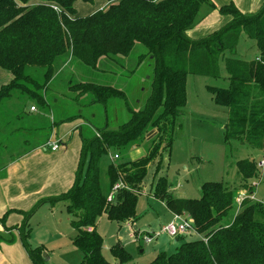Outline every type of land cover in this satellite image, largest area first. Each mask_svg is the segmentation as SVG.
I'll list each match as a JSON object with an SVG mask.
<instances>
[{
  "label": "trees",
  "instance_id": "16d2710c",
  "mask_svg": "<svg viewBox=\"0 0 264 264\" xmlns=\"http://www.w3.org/2000/svg\"><path fill=\"white\" fill-rule=\"evenodd\" d=\"M77 1L0 0V67L13 75L0 87V109L5 102L16 108L13 101L25 99L44 109L40 111L45 114L50 103L44 93L61 56L70 51L73 58L96 68L102 57L127 56L138 43L148 51L141 59L145 55L152 59L151 94L142 107L132 108L127 102L131 116L119 130L104 127L98 129V135L83 139L76 181L68 191L41 199L30 211H20L24 221L14 228L19 229L34 264H45V259L43 249L32 247L27 240L29 220L43 203L54 205L60 201L66 204L76 230L75 244L84 254L80 264H112L104 255L98 218L106 213L120 224L137 220L138 197L148 166L160 158L159 170L163 152L171 150L177 121L187 102L189 74L219 77V63L223 60L229 85L209 89L216 103L227 107L226 138L264 150V4L255 13L242 12L234 2L223 5L219 12L230 15L231 20L207 36L193 39L187 31L198 23L204 7H216L212 0H108L107 6L86 16L77 15ZM242 33L256 41L258 58L245 60L237 55ZM31 69H43L44 78L35 79ZM71 88L78 95L91 94L96 103L106 104L113 97L127 98L122 89L112 84L80 82ZM23 114L17 115L19 124L8 135L21 132L24 141L26 131L32 129L39 134L47 128L39 123L45 115ZM29 122L36 126L25 127ZM150 127L157 130V135L146 156L108 164L111 189L119 181L126 185L116 193L114 201L108 202L101 188V160L113 150L145 141ZM2 131L5 128L0 127ZM48 140L38 136L37 144L27 140L24 143L33 147ZM2 145L0 142V149H8ZM237 168L243 180L256 178L259 173L257 162L251 159L239 160ZM170 187L168 179L160 177L153 195L173 213H187L202 236L182 241L173 253L159 252L150 264H264L263 201L245 198L240 211L225 224L224 218L235 206L236 193L223 181L203 183L200 198L174 196ZM248 188L252 194L254 189ZM10 236L0 234V247L1 242L13 240V234ZM111 251L119 262L131 261V254L120 241Z\"/></svg>",
  "mask_w": 264,
  "mask_h": 264
},
{
  "label": "rangeland",
  "instance_id": "374dc122",
  "mask_svg": "<svg viewBox=\"0 0 264 264\" xmlns=\"http://www.w3.org/2000/svg\"><path fill=\"white\" fill-rule=\"evenodd\" d=\"M107 1L93 0V3H89L79 0V9L84 11V14H92L107 6ZM147 52V48L138 43L127 56H116V58L112 57L113 59L102 57L96 68L86 65L78 58H73L70 51L61 56L58 60L60 70L56 68L54 77L44 93L50 105L46 110L48 117H45L42 122L39 121L42 125H47L44 131L39 132V139H45L51 132L52 116H55L57 122H60L58 119L67 115L74 120L80 119L82 130L88 138L94 137L96 133L98 135V129L104 127L109 130H119L121 125L130 119L128 105L132 108L142 107L151 94L152 59L148 55L141 59V55ZM237 55L245 60L256 59L259 55L256 41L242 33L237 46ZM219 67V77L188 75L187 102L178 118L171 150L169 153L163 152L159 170L160 158L152 160L148 166L142 191L138 197L137 220L128 225L114 222L104 213L99 216L97 227L104 238V255L112 264H150L159 252L173 253L182 241L199 237L195 233L188 232L178 236L176 240L163 233L150 243L145 241V235H151V231L161 230L171 216L173 219L172 212L166 203L153 195V188L160 177L168 179L171 185L170 190L177 197L200 198L203 183L223 181L236 194L238 192L251 194L247 189H249L248 185L252 186L256 190L253 201L264 200V169L259 168L256 178L243 180L237 168L238 161L242 159H251L258 163L264 158V150L243 144L237 139L227 140V107L216 103L209 89V86L228 87L229 85L223 60H220ZM30 73L35 76V79L44 78L43 69H31ZM80 82L112 84L122 89L127 98L113 97L106 104L96 103L91 94L78 95L77 91L71 88L73 84H80ZM17 100L13 101L16 108L12 106L13 109H10L5 102L3 109H0V126L5 128V131L0 133V137H4L6 132L10 134L19 124L17 115L22 112L25 117L26 110L29 111L30 106L34 104L30 100ZM39 110L44 111L42 108ZM8 134L5 135V141L1 139L2 147L8 148L0 149L1 164L7 162L11 158L9 156L16 155L33 144L24 143L22 137L15 132L12 136ZM76 135H79L78 131ZM156 135L157 130L150 127L142 143L113 150L103 157L100 167L103 194L108 195L111 190L107 176V163L135 161L146 156ZM115 152L121 153L120 159L113 158ZM55 205L62 210V212L59 211V217L64 220L63 230L54 231L53 226L56 225L52 213L54 205L44 203L35 210L29 220L31 231L27 235V240L32 247L38 246L43 249L45 264H80L84 254L75 244L76 230L70 223L71 216L66 210V204L60 201ZM240 205L241 203L239 204L236 200L234 208L223 220L225 224L233 220L241 209ZM188 220L190 221V218ZM17 239L18 236L13 234V240L1 243L12 245ZM19 240L23 244L21 235ZM118 240L125 243L126 250L132 256L131 261L121 263L113 256L111 247Z\"/></svg>",
  "mask_w": 264,
  "mask_h": 264
},
{
  "label": "crops",
  "instance_id": "0c3cea01",
  "mask_svg": "<svg viewBox=\"0 0 264 264\" xmlns=\"http://www.w3.org/2000/svg\"><path fill=\"white\" fill-rule=\"evenodd\" d=\"M78 1L75 4L77 15H90L84 14V11L79 9L80 4ZM212 2L216 7H204L201 10L198 23L187 31L191 38L199 39L205 37L231 20L230 15H223L219 12V7L223 5L234 2L242 12L255 13L264 4V0H212ZM59 64L57 62L55 70L56 68L60 70L58 67ZM12 79V73L0 67V87ZM31 107L32 105L29 111L25 109L29 115L43 114L38 108L32 110ZM47 113L43 115L48 117ZM63 118L58 119L60 122H57L55 116L51 117L53 121L52 126H50L51 132L45 138L51 141H59L61 147L58 150H44L42 148L43 143V145L40 144L39 146H30L22 153L18 152L16 155L9 156L11 158L3 163L0 168V234H4V236L16 234L18 236L17 241L12 245L6 243L1 244L0 264H34L24 245L19 240V236L21 235L19 229L14 228L15 226H20L24 221V213L20 211H30L41 199L59 196L65 193L76 181L81 160L82 141L88 137H85L80 119H71L70 115ZM34 126L36 124L33 122L25 125V127L29 128H33ZM77 131L79 135H76ZM19 133V136L22 137V133ZM5 135L4 137H0V142H2L1 139L5 141ZM38 136L39 134L33 132L31 129L23 134V140L35 143L38 141ZM255 192L256 190L254 189L252 194L254 195ZM55 204L52 213L56 220V225L53 228L55 232H58L59 230H63L62 224L64 220L62 217H59V211L61 209H58ZM104 214L107 215L106 213ZM9 228L12 229L9 230ZM177 238L175 239L177 240ZM119 241L125 246L123 241Z\"/></svg>",
  "mask_w": 264,
  "mask_h": 264
},
{
  "label": "built area",
  "instance_id": "2783aa9c",
  "mask_svg": "<svg viewBox=\"0 0 264 264\" xmlns=\"http://www.w3.org/2000/svg\"><path fill=\"white\" fill-rule=\"evenodd\" d=\"M32 110H35L36 107L32 106L31 107ZM61 147V144L59 141H51L48 140L43 146L42 148L44 150H51V151H56ZM120 153H115L113 155L114 159H119ZM258 168L264 169V158L262 160H260L258 163ZM126 185L123 182H117L113 188L111 189V191L108 194L107 197V201L108 202H112L115 199L116 193L124 188ZM247 197H250L252 199L254 198L253 194H245L244 192H238L236 194V200L238 201V203H242L243 200ZM264 202V200H263ZM190 218V221L188 220V218ZM130 225V224H128ZM188 232H192L197 234L199 237H201V235L199 233H197L195 227H194V223L191 219V217L187 214V213H173V219H171L167 224H165L161 230L153 232L151 235H145L144 239L147 243L152 242L154 239H157L161 234L165 233L168 236L172 237V238H177L180 235L186 234ZM132 235H135L134 233H132Z\"/></svg>",
  "mask_w": 264,
  "mask_h": 264
},
{
  "label": "bare ground",
  "instance_id": "6f19581e",
  "mask_svg": "<svg viewBox=\"0 0 264 264\" xmlns=\"http://www.w3.org/2000/svg\"><path fill=\"white\" fill-rule=\"evenodd\" d=\"M263 201V200H262Z\"/></svg>",
  "mask_w": 264,
  "mask_h": 264
}]
</instances>
